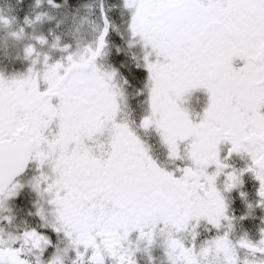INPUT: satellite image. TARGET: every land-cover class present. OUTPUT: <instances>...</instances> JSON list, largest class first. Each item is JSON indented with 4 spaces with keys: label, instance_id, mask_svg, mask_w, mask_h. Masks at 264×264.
I'll return each instance as SVG.
<instances>
[{
    "label": "snow or ice",
    "instance_id": "obj_1",
    "mask_svg": "<svg viewBox=\"0 0 264 264\" xmlns=\"http://www.w3.org/2000/svg\"><path fill=\"white\" fill-rule=\"evenodd\" d=\"M30 7L22 0L0 24ZM115 7L94 44L74 52L56 37L50 47L60 59L45 54L40 68L32 59L24 74L0 75V208L25 187L42 201L35 226L0 239V264H29L25 248L37 264H64L65 256L69 264H135L138 246L157 239L169 264H239L238 248L264 255V228L256 242L219 234L233 221L225 194L245 175L264 208V0ZM48 19L26 16L13 36ZM33 39L26 59L48 44ZM233 155L243 167L227 163ZM202 221L217 234L197 245Z\"/></svg>",
    "mask_w": 264,
    "mask_h": 264
},
{
    "label": "rangeland",
    "instance_id": "obj_2",
    "mask_svg": "<svg viewBox=\"0 0 264 264\" xmlns=\"http://www.w3.org/2000/svg\"><path fill=\"white\" fill-rule=\"evenodd\" d=\"M117 0H82L76 5L72 6L67 1L64 2L72 12L62 13L55 7L49 6L47 3L42 2L40 5H34L30 9L23 11L19 16H16V21L10 26L0 24V45L2 50V58L0 57V75L4 77L19 76L26 72L30 66L32 59L37 60L36 68H40L43 56H49V62H55L60 59L61 52L59 50H52L50 45L56 37H59L60 45L68 44L71 51L82 49L85 45L94 44L100 30L103 28V19L107 16L110 20L115 19L113 12L116 11ZM19 1L16 0H0V18L2 15H8L10 18L15 15L12 10L14 5H18ZM36 6V7H35ZM48 9V14L55 13L56 15L62 14L58 19L59 22L46 25V29L40 30L44 22H34L30 26H25L22 35L19 37L13 36V33H18L21 26H24L26 16H35L37 12H42V9ZM119 14V13H118ZM127 13H122V19L127 18ZM57 19V18H56ZM62 22V23H61ZM61 23V24H60ZM13 32V33H12ZM43 35L47 38L48 44L45 46L36 45L39 56H33L26 59L24 49L30 44H35L33 39L36 36ZM111 37H109L110 39ZM42 201H37L38 205ZM37 205V206H38ZM36 222V221H35ZM36 223H34L35 225ZM10 227V226H8ZM5 236H8V231H4ZM9 237V236H8ZM234 243V242H233ZM166 252L165 248H161ZM142 251H135L133 260L137 264H142ZM208 264H213L211 257H207ZM206 259V260H207Z\"/></svg>",
    "mask_w": 264,
    "mask_h": 264
},
{
    "label": "flooded vegetation",
    "instance_id": "obj_3",
    "mask_svg": "<svg viewBox=\"0 0 264 264\" xmlns=\"http://www.w3.org/2000/svg\"><path fill=\"white\" fill-rule=\"evenodd\" d=\"M198 97H193L189 103L195 105ZM154 154L160 159L161 163H167L163 159V148L152 141ZM231 166L240 168L243 167L244 161L238 156L233 155L228 161ZM256 181L248 175L243 177V183L239 189H233L232 192L225 194V199L228 204V215L233 217L232 225L229 228L225 223L224 227L219 230V234H223L224 231H228L229 239L234 243L239 241L242 237H246L252 242H256L260 239V229L264 228V208L256 206V196L254 185ZM245 193L244 197L240 196V192ZM38 200L32 191L25 187L22 189L15 197L10 198L6 201L4 208H0V216H7L10 218L9 222H4L0 220V239L5 242L10 243L17 234L22 232L26 228L35 226L36 217L33 215L35 210V205ZM39 202V201H38ZM42 203V202H41ZM251 204V211L248 205ZM10 226V227H8ZM8 231V236H5L4 231ZM199 235L196 238V243L199 245L201 242L217 234L215 229L206 230V225L202 221L199 228L197 229ZM136 233H132L130 239L135 240ZM189 243L190 234H185L183 237ZM65 247L64 244L61 245V249ZM161 248H165L164 242L157 239L150 246H145L143 243L138 246V250L142 251V264H169L168 257L165 251ZM26 258L29 260V264H37L35 254L25 248ZM239 264H243L245 260L249 264H260L264 261V255L262 254H250L245 249H237ZM51 254V250L45 253V259ZM207 257L203 258V264H208ZM135 262V261H134ZM64 264H69L68 257H64ZM105 264H111V261L106 258ZM135 264H137L135 262Z\"/></svg>",
    "mask_w": 264,
    "mask_h": 264
},
{
    "label": "trees",
    "instance_id": "obj_4",
    "mask_svg": "<svg viewBox=\"0 0 264 264\" xmlns=\"http://www.w3.org/2000/svg\"><path fill=\"white\" fill-rule=\"evenodd\" d=\"M16 1H19V2H22V0H16ZM65 1H67L70 5H72V6H74V5H76L77 3H79L80 1H82V0H75V2H73V0H55V3L57 4V5H59L60 7L59 8H56L57 10H60L63 14L64 13H68V12H72V10L71 9H69L68 7H71V6H66L65 4H64V2ZM42 2H45V3H47V0H40V3H39V5L41 6V3ZM29 3H30V5H31V7L32 6H34V5H37L36 3H35V0H29ZM36 7V6H35ZM43 11L42 12H37L36 14H38V13H46L47 14V16H49V17H51V19H48V20H45V21H43L44 22V25L45 26H43L40 30H43V29H46L48 26H46V25H49L50 23L51 24H54L55 22L57 23V22H59L58 21V19L62 16V14H60V15H56L55 13H50V14H48V9H42ZM2 17H8V18H10L9 16H5V15H2ZM57 18V19H56ZM62 23V22H61ZM60 23V24H61ZM0 54H1V48H0ZM1 56V55H0Z\"/></svg>",
    "mask_w": 264,
    "mask_h": 264
}]
</instances>
